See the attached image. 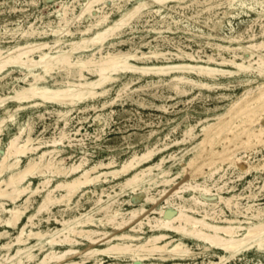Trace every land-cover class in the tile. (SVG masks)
<instances>
[{"label":"rangeland","instance_id":"374dc122","mask_svg":"<svg viewBox=\"0 0 264 264\" xmlns=\"http://www.w3.org/2000/svg\"><path fill=\"white\" fill-rule=\"evenodd\" d=\"M134 1L137 0H132V2ZM262 2L264 0H236L233 2V6L229 4L228 0H178L176 2H168L167 5L161 6L162 14H164L163 18L158 13H147V11H144V15L142 14L138 21L122 26L117 36L111 37L104 43L101 53L102 55H106L107 52L113 54L116 52H130V54H133L138 51L148 52L149 50L160 49L161 51H170L173 54L185 51L195 57L201 56L202 58L206 54L213 53L218 58L216 51L210 48V43H219L235 48L241 47L244 51L237 49L236 53L248 56L246 51L249 48H247V45L264 40V12L261 13V9H264V4ZM84 3L85 1L83 0H0V48L6 52L8 48H12L17 44L22 45L25 41H46L53 48L45 49V52L55 53L58 48L59 51H69V43L78 41L81 37L79 31L86 28L92 20L86 13L80 18L76 17L81 13ZM98 6L94 7V14H99V11L97 12L96 10ZM63 7L67 8L68 19L66 22L59 21L57 14ZM116 10L115 7H112V3L107 1L106 6L101 11L109 15V21H113L119 15ZM205 18L208 19L206 20ZM57 24L60 25L57 26ZM31 27L36 30H34L33 35H30L31 37L21 34L22 31H27ZM152 28L156 31L153 30V32ZM54 29H59L57 31L58 34L54 32ZM87 35H90V32ZM208 35L209 38H207ZM57 39H60V43L56 49L54 44ZM110 42L114 44L111 46L108 44ZM118 42L121 43L119 44ZM91 47L89 46V50L78 49L72 55L74 58L76 56L85 57V55L95 52L98 46ZM96 52L95 57H99V53ZM220 52L227 58L232 55L229 51ZM37 54L35 52L33 56L37 58ZM168 57L170 59L160 58L158 61L155 59L146 61L127 57V61L135 66H151L164 64L166 61H180L174 55H168ZM237 59L241 61V58ZM36 71L40 72L41 70L37 69ZM25 72L26 70H21L19 67L7 68L3 72L4 76L0 78V96L13 95L15 89L27 86L32 81V77L28 76L25 78ZM83 74L87 80L96 78L87 71H83ZM112 76L115 79L105 84L107 92L95 98L88 97L70 105L68 103L58 104L36 99L35 101L41 103V105L30 106L18 111L15 115V121H7L3 134L0 135V155L3 154L7 140L16 134L19 126L25 128L24 137L29 131L30 137L36 140L34 142L39 140H41V143L45 142L41 150H58L57 158H64L63 162L66 166L82 158L86 160L88 165L109 160H113L119 165L134 153H141L146 147H151L155 144L163 146L171 143L168 149L153 158V162H156L160 157H165L166 160L163 167L170 170L173 175L178 173L179 177L176 179L175 184L165 187L166 192L162 196L159 195L158 190L163 189L164 186L150 190L152 195L159 197L157 200L158 204H162L166 198L173 196L184 182H203L209 172L217 171L213 175L216 183L218 185L226 184L223 186L224 188H231V193L239 194L241 196L239 201L242 204L246 203L245 195L251 190L256 194V203H260V206L264 207V111H262L263 107L260 108L252 101L256 98V91L253 90L248 95L250 97L243 99V102H240L241 104L230 110L231 112L227 111L234 100L243 96L245 89L264 82V76H259L256 73H240L237 76L224 79L223 82L228 84L225 88L211 90L192 88L186 94H176L166 84L165 79L169 76L158 77L139 72L131 73L123 70L121 66L117 68V73ZM191 76L195 77L194 75ZM159 79L165 81H160ZM45 80L38 82L37 85L55 89L65 86L66 81L78 82L76 77L73 75L68 76L62 70H57L56 67L50 75L46 76ZM123 87L124 89H122ZM119 88L122 90H119ZM31 104L32 102L25 103V106ZM17 107V101L7 100L5 105L0 107V118L7 117ZM60 110L68 111L69 113L66 115L67 126L64 125L63 120H61L62 117L58 114ZM39 114L41 115L39 116ZM190 125L195 126L193 130L195 136L193 138L188 137L187 140V137L183 135V131L188 129ZM62 132L66 134V139L63 138L59 144L53 145L51 142L53 138H59ZM245 137L247 140H245ZM174 140L181 141L178 144H173ZM201 140H205L207 143H203L204 141ZM36 144L34 143V145ZM41 150L28 153L27 156L37 157ZM257 160L258 162H256ZM26 161L27 158L22 157L21 166H24ZM238 162L241 164H237ZM209 163H212V165ZM240 165L245 167L246 172L239 170L238 166ZM6 175L7 173L4 174L3 178ZM35 177L30 179L31 188L33 189L38 186L39 181L42 179V177ZM61 180L62 177H53L50 184L53 185ZM121 180L122 177L119 179L109 178L108 181H101L95 186L87 187L69 203L62 201L59 204H55L51 208V212L42 213L33 218L34 225L32 229L34 231L50 232L54 228H60L61 223L59 221L79 216L81 213L91 210L95 211L98 196L104 202L108 199L107 194L114 196L115 192H118V195L114 206L119 205L124 210L141 204L146 193L140 190L132 192L130 188L121 190L119 185L117 186V183ZM247 181L251 182L250 185ZM211 182L207 181L208 184H211ZM101 189H103V194H101ZM223 192L224 195L227 194L226 190H223ZM42 194V192H39L33 195H30V193L26 195L30 196H28L30 203H28V209L21 222H25L27 215L35 212L36 206L41 201ZM58 194L59 191L55 193V195ZM182 194L188 196L190 192H182ZM25 198L24 196L23 201L20 200L17 204L22 205ZM173 200L175 202L180 201L176 197ZM3 202L6 203V207L12 205L6 198ZM147 206L150 208L152 205ZM215 210L219 213L217 217L224 215L229 218L234 217L223 204L219 203ZM200 214L202 215V213L193 215L200 217ZM101 215V212H94L95 219L101 217ZM6 216V213L0 212V217L5 218ZM240 219H243V217H240ZM107 229L113 231L110 228ZM4 231L7 232L5 233ZM16 233L17 228L6 227L3 223H0L1 264H11L6 258L8 254L14 253L15 247L13 246L7 251L1 246L10 243ZM3 235L5 236L3 237ZM184 241L194 253L185 260H178L181 264H208L209 260H217V255L221 252V250L214 248L211 251L202 252L194 241L187 239ZM35 242L36 240L31 238L28 245ZM78 247L80 254L74 255L72 258L74 260H80L79 256L90 245L83 241V244ZM34 253H37V251ZM42 253L39 252L38 257H41ZM101 257L103 264H138L136 262L132 263L128 258H114L111 255ZM237 258L229 264H264V250L251 249L243 251ZM172 263L171 260L166 261L155 258L147 260L145 264Z\"/></svg>","mask_w":264,"mask_h":264},{"label":"bare ground","instance_id":"6f19581e","mask_svg":"<svg viewBox=\"0 0 264 264\" xmlns=\"http://www.w3.org/2000/svg\"><path fill=\"white\" fill-rule=\"evenodd\" d=\"M83 1H85V3L82 5L81 13L76 17L80 18L86 13L92 20L86 28L79 31L81 34L80 39L69 43V51H59V48L57 49L60 39L55 40L54 45L57 49L55 53L45 52V49L53 48V46H49L46 41H25L22 45L17 44L12 48H8L6 52L0 48V78L4 76L3 72L9 67H19L21 70L24 69L26 70L24 77H32V81H30L27 86H21L19 89H15L13 95L5 97L0 96V107H3L5 102L9 99L18 102V107L14 109L13 113L9 114L7 117L0 118V135L3 134L7 121H15V115L18 111L30 106L41 105V103L35 101L36 99L58 104L68 103L70 105L88 97L95 98L96 96L105 94L107 92L105 84L115 79L112 75L117 73V68H119V66H121L123 70H127L131 73L139 72L141 74H150L158 77L169 76L165 79L166 84L169 85L176 94H186L192 88L208 90L225 88L228 84L223 82L224 79H229L240 73H256L259 76H264V40L248 44L247 48L249 49L246 51L248 56L245 55L246 57L236 53L237 49L242 50V52L244 51L241 47L235 48L230 45L210 42V48L216 51L218 58L215 57L212 52H210L212 54H206L202 58L201 56L195 57L185 51L173 54L170 51H161L160 49L149 50L148 52L138 51L133 54H130L128 50L129 53L116 52L113 54L107 52L106 55H102L101 49L103 44L111 37L117 36L122 26L130 24L133 21H138L144 11H147V13H158L163 18L164 14H162L161 6L167 5L168 2H176L178 0H137L134 2H132V0ZM107 1L111 2L112 7H115L117 9L116 11L119 13L118 17L113 21H109V15L101 11L103 7L106 6ZM228 1L229 4L233 6V2L236 0ZM262 3L264 4V2ZM241 5L244 6L243 3H241ZM95 6H98L96 10L97 12L99 11V14L93 13ZM262 12H264L263 8L261 9V13ZM57 14L59 16V21H67L66 7L61 8ZM70 22L72 21L70 20ZM59 25L57 24V26ZM62 25L64 26V24ZM167 29L169 30V28ZM34 30L31 27L27 31H22L21 34L30 36L33 35ZM58 30L54 29V32ZM153 30L155 29L152 28V31ZM89 32L90 35H87ZM240 36L239 40L241 39ZM207 38H209V35ZM108 44L112 46L114 43L110 42ZM89 46H98L96 49L97 52H95L99 53V57H95V52L87 54L85 57H73L72 54L76 50H89ZM220 51H229L232 55L227 58ZM35 52L38 53L37 58L33 56ZM168 55H174L180 61H166L164 64L151 66H135L127 61V57L146 61L150 59L158 61L160 58L168 60L170 59ZM237 58H241V61ZM55 67L57 70H62L68 76L73 75L77 78L78 82L75 83L65 80L67 82L65 86L55 89L38 86L37 83L46 81V76L50 75ZM37 69L41 71L37 72ZM83 71H87L96 78L93 80L85 79L86 76L83 74ZM159 80L165 81L163 79ZM124 87L122 89H124ZM122 89L119 88V90ZM253 90L256 91V98L252 101L260 108L263 107L262 111H264V82L245 89L243 91V96L240 99L234 100L227 111L237 107L241 104L240 102H243V99L249 98L250 96L248 97V95L253 92ZM29 102H32V104L25 106V103ZM58 114L62 117L61 120H63L64 125H66V115L69 114L68 111L60 110ZM40 115L41 114H39V116ZM194 127V125H190L188 129L183 131V135L187 137V140L188 137L193 138L195 136L193 132ZM24 133L25 128L19 126L16 134L7 140L6 146L3 149V154L0 155V212L7 214L5 218L0 217V223H3L6 227L17 228V233L13 237V240H9L11 241L10 243L1 244V247L5 248L7 251H9L11 247H15L14 253L8 254L7 258L5 257L11 264H91L93 261V264H103L104 262L101 256L109 255L114 258H128L132 263L136 262L138 264H145L147 260L155 258L166 261L171 260L173 262L172 264H181L178 260H185L194 253L185 243V239L194 241L195 245L201 249L202 252L211 251L212 248L221 250L217 255V260H209L208 264H229L243 251L251 249L264 250V207H261L260 203H256V194L251 190L245 195L247 199L246 203L242 204L239 201L241 199L239 194L231 193V188H224L223 186L226 184L218 185L216 183L213 179V175L217 171L209 172V174L205 176L203 182H184L173 196L166 198L162 204L157 203L159 197L157 198L152 195L150 190L164 186L163 189L158 190L159 195L162 196L166 192L165 187L175 184L176 179L179 177L178 173L173 175L170 170L163 167L166 160L165 157H160L156 162H153V158L160 154V152L168 149L171 143L163 146L155 144L151 147H146L144 151L141 153H134L119 165L113 160L107 162L99 161L95 164L88 165L86 160L82 158L66 166L63 162L64 158H57L59 154L58 150H41L45 142L41 143V140L34 142L36 140L30 137L29 131L26 137H24ZM59 136V138H53L51 141L53 145L59 144L62 139L65 138L66 134L62 132ZM245 140H247L246 137ZM180 141L181 140H174L172 143L178 144ZM201 141L207 143L205 140ZM34 143L37 144L34 145ZM38 150L41 151H39L37 157L27 156L28 153H34ZM22 157L27 158L24 166H21ZM256 162H258V160ZM209 164L212 165V163ZM237 164L241 163L238 162ZM238 168L246 172L245 167L240 165ZM5 173H7V175L3 178ZM35 176L42 177V179L39 181L38 186L33 189L31 188L30 179ZM219 176L221 175L219 174ZM53 177H62V180L51 185L50 183ZM121 177L122 180L117 183V186L119 185L121 190L130 188L132 192L140 190L146 193L143 202L138 206H133L124 210L119 205L114 206L117 199L116 196L118 195V192H115L114 196L107 194L108 199L104 202L103 199L98 196L95 204L97 205L95 211L91 210L86 213H79V216L59 221L61 223L60 228H54V230L50 232L41 230L34 231L32 229L34 225L33 218L42 213L51 212V208L55 204H59V202L62 201L69 203L87 187L95 186L101 181H108L109 178L119 179ZM207 181L212 182L208 184ZM250 183L249 181L248 184L250 185ZM223 190H226V195H224ZM57 191H59V194L55 195ZM39 192L43 194L41 196V201L35 208V212L27 215L25 222H21L28 209V203H30V196L28 195V197L26 195L28 193L33 195ZM182 192H190V194L184 196ZM101 194H103V189H101ZM24 196L26 198L23 204L18 205V201L22 200ZM174 197L179 198L180 201L175 202L173 200ZM5 198L11 202V206L6 207V203L3 202ZM219 203L223 204L234 217L229 218L225 215L217 217L219 213H217L215 207H217ZM147 205L152 206L149 208ZM94 212H101V217L95 219ZM199 213H202V215H199L200 217L193 215ZM240 217H243V219H240ZM107 228L113 231H109ZM4 232L6 233L7 231ZM5 235L7 236V234ZM5 235H3V237ZM31 238L35 239L36 242L28 245L29 239ZM83 241H86L90 247L81 253L79 256L81 258L80 260L72 259L74 255L80 254L78 246L82 245ZM35 251H37V253H34ZM39 252H43L41 257H38ZM5 254L7 255V253Z\"/></svg>","mask_w":264,"mask_h":264}]
</instances>
